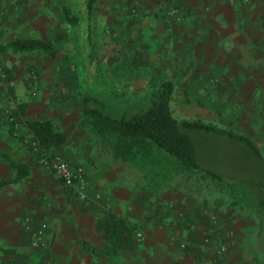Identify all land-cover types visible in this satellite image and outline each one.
<instances>
[{"label": "crops", "instance_id": "1", "mask_svg": "<svg viewBox=\"0 0 264 264\" xmlns=\"http://www.w3.org/2000/svg\"><path fill=\"white\" fill-rule=\"evenodd\" d=\"M82 5L87 9L86 0ZM93 7L114 30V40L101 48L109 65L105 73L128 101H146L169 80V106L177 120L222 129L238 122L243 131L251 122L264 126L255 106L264 105V0H95ZM6 148L9 154L0 159V178L8 180L0 186V264H160L161 250L165 258L172 254L167 264H200L192 258L197 251L209 264H262L257 217L229 209V201L220 204L214 188L206 194L190 179L180 183L179 171L167 164L175 160L165 152L149 160L152 166L125 162L97 177L86 174L84 197L77 198L79 187L72 184V194H65L52 172L42 178L20 173L18 159ZM33 183L47 188L49 202L35 200ZM104 210L135 224L143 240L135 237L134 246L99 253L106 242L95 223ZM43 222L46 245L36 247L33 238ZM181 238L200 248L177 252L170 245ZM219 251L236 259L219 257Z\"/></svg>", "mask_w": 264, "mask_h": 264}, {"label": "rangeland", "instance_id": "2", "mask_svg": "<svg viewBox=\"0 0 264 264\" xmlns=\"http://www.w3.org/2000/svg\"><path fill=\"white\" fill-rule=\"evenodd\" d=\"M82 2L83 0H0V159L9 154L4 150L6 146L10 147L8 152L18 159L20 173L27 176L42 178L51 172L45 168L41 158L53 154H60L72 166H83L86 182V174H91V178L97 177L109 165L125 166V162L135 165L144 162L148 166L154 164L150 161H123L115 158L100 136L78 126L83 116L79 106L81 92L86 94L88 91L108 104H123V101L129 100L125 92L115 88L117 80L113 76H107L105 72L109 71V65L101 59V48L114 40V30L106 27L108 21L105 22L107 18L104 14H100L94 7L87 10ZM62 6L71 9L77 18L76 23L70 24L64 18ZM31 38L50 40L56 55L51 56L42 50L16 51L7 46V42L11 40ZM103 51L107 54L109 52L105 48ZM256 98L259 99V96L256 95ZM255 106L260 115L264 114V105ZM44 118L51 119L54 126L65 134L64 145L56 151H42L26 126L29 120ZM259 125L260 123L255 125L251 122L250 128L243 131L237 122L235 125L230 123L229 127L223 129L246 136L254 143L261 157L253 165L247 159L243 146L230 137L214 134L204 144L208 153L216 158L211 163L213 167L225 173V182L204 172L186 169L176 160L173 164L167 163L179 171L176 176L180 183L185 178L190 179L203 185L206 194L214 188L220 204L221 200L223 203L229 201V209L233 208L238 212L245 210L255 215L258 219V234L259 222L264 220V188L258 185L264 182V126ZM9 138L15 144L9 143ZM196 140H200L199 137ZM160 152L162 151H154L153 155L156 157ZM36 180L37 178L32 182ZM230 180L235 183H228ZM63 188L65 194L66 190L72 194L75 189L71 186ZM46 189L40 184L31 185V192L38 197L35 196V200L41 204L49 202L44 193ZM74 195L79 198L78 194ZM98 199L105 202L104 197ZM203 200L202 206L205 207L207 203L204 198ZM241 217L238 215L237 220H241ZM135 237L140 242L143 240L139 233ZM172 242L174 245L171 244V248L183 254H187V249L195 250L198 246L191 245L185 238ZM162 251L159 252L160 264L174 260L172 254L165 258ZM38 252L43 253L44 250L39 249ZM257 252L261 254L260 250ZM232 255H227L226 251L218 252L219 257L236 259ZM193 257L200 264H209V259L199 251Z\"/></svg>", "mask_w": 264, "mask_h": 264}, {"label": "trees", "instance_id": "3", "mask_svg": "<svg viewBox=\"0 0 264 264\" xmlns=\"http://www.w3.org/2000/svg\"><path fill=\"white\" fill-rule=\"evenodd\" d=\"M94 2L86 0L87 9L92 8ZM63 13L70 24L76 23L77 18L68 6L63 7ZM7 46L16 51L42 50L51 56L56 55L52 42L46 39H15L7 42ZM172 94L173 83L169 80L153 88L142 103L123 101V104H108L88 91L86 94L81 92L79 106L83 116L78 126L100 136L115 158L148 162L154 156V151H162L184 168L204 172L220 182L226 181L225 173L213 167L211 163L216 158L208 153L204 145L211 135L227 136L240 143L252 165L260 159L258 148L246 136L233 134L201 120L175 119L169 106ZM26 126L42 151H56L64 145L65 134L54 126L51 119L29 120ZM198 137L200 140H196ZM7 182L0 178V186ZM258 185L264 188V182ZM259 224L256 246L257 251H261L260 259L264 264V220H260ZM95 229L106 242L99 253L108 255L110 249L135 245L137 226L110 210H104L96 220Z\"/></svg>", "mask_w": 264, "mask_h": 264}, {"label": "built area", "instance_id": "4", "mask_svg": "<svg viewBox=\"0 0 264 264\" xmlns=\"http://www.w3.org/2000/svg\"><path fill=\"white\" fill-rule=\"evenodd\" d=\"M41 161L43 162L45 168L49 169L57 176L64 187L75 184L76 187H79L77 190L78 195L84 197V186L86 181L84 179L83 166H72L70 162L60 154L43 156ZM45 231L46 224L43 222L38 226V229L35 232L33 238L34 246L44 247L46 245Z\"/></svg>", "mask_w": 264, "mask_h": 264}]
</instances>
